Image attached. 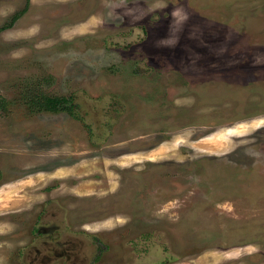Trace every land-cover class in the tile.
<instances>
[{
  "label": "rangeland",
  "instance_id": "1",
  "mask_svg": "<svg viewBox=\"0 0 264 264\" xmlns=\"http://www.w3.org/2000/svg\"><path fill=\"white\" fill-rule=\"evenodd\" d=\"M73 239L264 264V0H0V264Z\"/></svg>",
  "mask_w": 264,
  "mask_h": 264
},
{
  "label": "flooded vegetation",
  "instance_id": "2",
  "mask_svg": "<svg viewBox=\"0 0 264 264\" xmlns=\"http://www.w3.org/2000/svg\"><path fill=\"white\" fill-rule=\"evenodd\" d=\"M73 241H76V240L75 239L70 240L69 245L66 244V242L60 243V249H61L62 245L66 247L60 253H57L58 249H56L52 245H46L47 249H44L42 246L34 245L33 249L28 253V256H32L31 255L32 253H36L35 257L37 258V260H39V262H44L45 264H47V263L53 262V254L55 252L56 256L59 254H63L64 256H66L67 254L70 255L67 257L68 262L70 264H72L73 261L78 263V255H77L78 247H76V248L72 247ZM76 244H77V242H76ZM74 250H75V252H74ZM32 259H29V260L33 261L35 263L36 259H34V258H32ZM54 259H55V257H54Z\"/></svg>",
  "mask_w": 264,
  "mask_h": 264
},
{
  "label": "trees",
  "instance_id": "3",
  "mask_svg": "<svg viewBox=\"0 0 264 264\" xmlns=\"http://www.w3.org/2000/svg\"><path fill=\"white\" fill-rule=\"evenodd\" d=\"M66 98L64 97H45L44 102H42V108L48 109L52 111H57L62 107V104L66 102ZM65 109L70 110V107H66Z\"/></svg>",
  "mask_w": 264,
  "mask_h": 264
},
{
  "label": "bare ground",
  "instance_id": "4",
  "mask_svg": "<svg viewBox=\"0 0 264 264\" xmlns=\"http://www.w3.org/2000/svg\"><path fill=\"white\" fill-rule=\"evenodd\" d=\"M195 146V145H194Z\"/></svg>",
  "mask_w": 264,
  "mask_h": 264
}]
</instances>
